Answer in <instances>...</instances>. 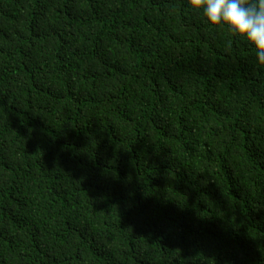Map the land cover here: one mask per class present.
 <instances>
[{
  "label": "trees",
  "instance_id": "obj_1",
  "mask_svg": "<svg viewBox=\"0 0 264 264\" xmlns=\"http://www.w3.org/2000/svg\"><path fill=\"white\" fill-rule=\"evenodd\" d=\"M0 264H264V66L187 0H0Z\"/></svg>",
  "mask_w": 264,
  "mask_h": 264
},
{
  "label": "clouds",
  "instance_id": "obj_2",
  "mask_svg": "<svg viewBox=\"0 0 264 264\" xmlns=\"http://www.w3.org/2000/svg\"><path fill=\"white\" fill-rule=\"evenodd\" d=\"M209 26L227 31L251 46L257 66H264V0H187Z\"/></svg>",
  "mask_w": 264,
  "mask_h": 264
}]
</instances>
